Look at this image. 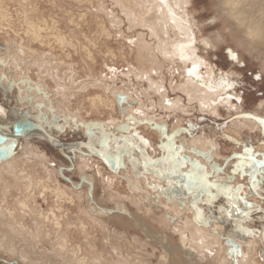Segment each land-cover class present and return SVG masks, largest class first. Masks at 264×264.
I'll use <instances>...</instances> for the list:
<instances>
[{"label":"bare ground","instance_id":"6f19581e","mask_svg":"<svg viewBox=\"0 0 264 264\" xmlns=\"http://www.w3.org/2000/svg\"><path fill=\"white\" fill-rule=\"evenodd\" d=\"M111 1L114 9L126 20L131 32L140 29L136 36L134 35L135 38L131 37L132 41L125 37L128 49L125 54L129 57L135 56L134 62L137 67L130 66V69L120 74L121 79L123 78L120 81L123 84L122 87L108 83L107 77L110 74L118 76L112 69L114 63L104 60L103 72L105 73L99 72L95 77L92 75L93 71L90 70V67L95 64V56L109 57L112 61L116 55L108 43L113 42L112 37L115 38L116 34L120 36L122 34L119 28L121 24L113 15L112 10L109 14L108 8L104 6L105 0H0V66L5 64L0 67V71L1 68L2 72L5 71L8 82L11 80L18 82L21 75L15 65L24 60L25 74L32 76L31 71L34 69L38 80L36 83L42 93L50 98L47 100H50L58 116L61 118L66 115L71 116L76 120L75 122H78L77 125H83L87 123L82 114L83 111L87 117L91 113L107 115L110 119L106 122L97 120L100 122L98 131L101 132L104 130L110 133L116 129V126L125 122L131 128L135 127L145 122L142 120L143 115L148 123H143L142 131L149 133L152 130L149 133L151 139L152 136H160L158 127L153 129L151 123L156 126L165 125L166 120L162 118L161 121V118L157 117L160 116V112L173 114L178 111L185 116V114H190V110H194L202 115L222 118L223 114L218 110L223 107L228 117L244 113L243 99L241 100L236 91L237 83L229 79L234 73H218L219 70L208 65L206 59L197 53L200 44L204 45L203 49L207 48L205 52L210 49V44L204 37H197L195 24L190 22L191 0ZM214 2L219 12L225 13L227 21L234 23L232 26L235 27L228 31L235 45L242 51L252 52L253 50L257 56L262 57L264 53V0H214ZM104 15L107 17L109 15V19L106 20ZM62 22L66 24L67 30L64 29L66 31L63 30ZM111 28L114 31L113 34ZM99 49H102V53ZM74 55H80V69L83 67L86 72L84 73L86 78L78 83L79 71L74 69L71 63ZM67 68L73 69L74 78L69 79L70 74H66ZM167 69L172 75L176 70L179 78L177 83L168 81V88L172 92L180 93L172 99L168 98L166 79L163 78L166 77L164 71ZM222 74H225L224 77ZM132 88L133 93H131ZM132 94L136 97L133 98ZM81 95L85 103L79 104L82 107L77 111L71 110L70 107L75 102L73 100H77ZM39 96L33 93V99H31L33 104L29 109L17 101L19 105L16 112L11 110V107L5 108L0 104V119L9 122L13 119L14 122L17 114L26 109L34 113L36 110L34 106L44 101V97ZM118 97H124V99L127 97L129 100L124 106L119 107L121 121L113 118ZM182 97H184L183 100ZM234 100L242 101V104H235ZM147 101L149 105H146ZM133 102L135 106H131ZM151 109L155 111H150ZM156 111L159 112L156 114ZM254 111V114H259L258 112L261 113V111L264 113L263 100H260ZM127 116L132 117L135 122L128 121ZM178 117L175 119L177 120L175 127L180 124L179 121H182V117L179 115ZM13 124L18 127L23 126L24 129L30 127V129L25 130L28 133V139L25 138L19 144L20 150L17 149L19 139L8 138L9 134L3 133L0 129V254L7 259L14 258L16 264H53L51 261H57V259H61L65 264H150L144 260L143 256H140L150 249L155 253L157 250L158 254L159 251L161 253L156 264H234L232 250L224 239L229 237L240 247L236 263L264 264V212L261 211L262 204L254 192L251 193L242 188L237 196L243 199L236 201L242 204L244 208L241 209L243 210L248 208V205L259 208L260 233H255L251 229L246 230L247 227L241 228L235 225L228 227L226 224L228 221L219 220L218 223L212 225L213 223L210 224L204 214L203 218L200 216L201 220H197L196 217L201 213H198V206L194 205L190 198L176 194L180 189L172 183L171 187L161 175L145 172L138 177L127 159L123 165L120 162V167L117 168L115 157L110 159L101 155L100 148L89 147L91 144L87 141H82L80 144L73 143L75 146H83L87 152L76 157L77 164L73 167L80 183L74 184L70 181L69 185H63L58 179L59 175L56 177L54 174L55 163L49 161L46 153L35 151L36 148L34 150L30 142H35L37 139L44 140L48 146H53L60 152L69 144L60 143L51 137V140L45 138L43 132L36 128V124L27 125L25 120ZM235 124L240 130L247 128L255 131L261 127L258 121L251 118H246L243 123L238 121ZM90 130L81 129L87 137L92 131L95 132V130ZM124 137H130L132 143H135V139L129 133ZM144 137L150 140L147 134ZM205 138L202 135L195 138L193 136L186 141L182 139L179 142L183 149L181 154L188 153L187 155L193 158L200 153L208 152L210 158H221L219 144L217 145L210 138ZM120 142L122 141L119 140ZM110 143L116 146L115 140L111 139ZM260 146V151L264 153V146ZM135 148L143 151L137 146ZM88 151L91 155L93 154V157L88 155ZM143 154L150 161L157 160L162 163L165 161L164 157L156 156L149 159L145 151ZM261 159H264V156L258 154L257 160ZM214 164L219 168V164ZM164 165L167 166L165 162ZM61 168L58 170L60 176L63 177L61 173L65 169ZM209 168L212 171L211 165ZM164 173L172 175L168 171ZM219 176L221 179L224 177L223 173ZM82 177H87V179L84 180ZM237 183L235 181L232 184L235 186L238 185ZM97 185L101 187L105 197L103 201L112 204L111 209L97 206L95 195ZM151 185L157 187L153 188ZM172 188L177 189L175 194L169 193ZM159 189L164 191L161 192ZM212 192L216 193L215 189H210L206 193L199 190L201 198H206L202 203L206 205L205 201L208 200L209 193L215 194ZM38 198L46 206L48 199L51 201L46 211L37 205ZM224 198L228 202L227 197L224 196ZM82 200L89 208L81 205ZM207 204L209 206V203ZM72 209L75 210L74 223L65 222L62 215L64 212L69 213L70 211L71 213ZM196 209L197 213H194ZM30 219L34 223L39 221L49 224L51 231H44L42 224L40 226L36 224V227L30 230L26 227V223L24 224ZM228 220L230 221V218ZM110 224L120 229L121 226L130 225L132 238L131 240L126 238L127 243L139 252V256L126 257L124 255V257L122 248L118 245L120 241L116 245L110 243L112 246H109L107 235L113 233ZM208 224L212 226L211 229ZM72 229H77L88 242L90 234L94 237L93 233L99 232L101 245L109 246L107 257H105L106 253L104 255L96 250L94 251L97 253L91 251L92 246L90 245L86 253L82 251L83 254L81 250L71 248L69 233ZM121 233L120 236L124 235L123 231ZM43 234L47 235L46 237H49L51 242L49 251L39 249ZM235 234L241 237L238 238ZM5 264H10V262L6 261Z\"/></svg>","mask_w":264,"mask_h":264},{"label":"rangeland","instance_id":"374dc122","mask_svg":"<svg viewBox=\"0 0 264 264\" xmlns=\"http://www.w3.org/2000/svg\"><path fill=\"white\" fill-rule=\"evenodd\" d=\"M110 1L111 0H105L104 6H105V8L106 7L108 8L109 14L111 13V10H112L113 15H115V18L117 19V21L120 22L119 24H121V25L119 28H120V31L122 33L121 34L122 37L119 34H116L115 38L114 37H112L113 39L111 38L113 42L108 43L109 44L108 46L112 47L113 53L116 55L113 59L111 58L112 61L109 60L110 59L109 57L108 58H103V57L100 58L99 55L95 56V61H94L95 64H93L92 66L90 65L91 66L90 70L93 71L92 75H93V77H95V76H97V74L99 72L104 71L103 70L104 69V67H103V63H104L103 61L104 60L108 61L109 63H114V66H112L113 67L112 69H114V73L118 76H112L110 74L111 75V81H110V75H109L107 77L108 83L109 84L112 83L111 84L112 86L115 85L116 87L117 86L122 87L123 84L120 81H122L123 78L121 79L122 76L120 74L123 71L125 72V71H127V69H130V66H132L133 68L137 67L135 65V62H134L135 56L133 55V57H129L127 54H125L128 50L127 49V43L125 42V40L127 39V40L132 41L133 40L132 38H135L137 32H139L140 29H138L137 31L135 30V31L131 32V30L128 29V24H126V20L124 19V17L121 16V14L114 9V5H112V1L111 2ZM68 3H70V2H68ZM191 3H192V8L189 9L190 22H192V24H195L194 29L196 30L195 32L197 34V37L198 36L204 37L205 39H207V41L210 44V49L208 50V52H205V51H207V48L205 47L203 49L204 45L199 43L201 45L200 47H198L200 52L197 51V53H199V55H202L206 59V62L208 65L215 68V70H219L218 73H220V74L221 73L229 74V72H230V74L234 73V74H231L229 79H230V81H234L237 83L235 85L236 91H237V95L241 97V100L243 99L244 105H242V107H243L244 113L238 112L241 114L235 115V116L230 115V117H228L227 113L225 112V109L223 107H220L218 110L219 112H221V114H223L222 118H219V117L216 118V116L212 117V116L202 115V114L197 113L194 110H190V112H189L190 114H185L186 117L183 116V114L181 115L180 113H178V111L177 112L175 111L174 112L175 114L174 113L173 114H171V113L167 114V113L160 112V116H157V117L161 118V121H162V118L164 120H166L165 125L163 126V127H165V129H167L166 134L168 136H172L173 133H175L174 139L172 141H167L165 139V137L163 138L161 136V132H160V136H157V137L152 136V138L150 139L149 133L152 130H150V131L148 130L149 133L142 131L143 123H145V122L148 123L147 119H144V116L142 115V120L145 122L142 121L143 123L138 124L135 127H132L131 129L129 128L131 131L124 132V131H120V130L115 129L114 131H110V133L112 134V136L121 137V135L125 136L128 133H129V135H132V132L135 131V133H137V136L132 137V138L135 139V144L137 145V147H139L141 150L146 152V155L149 159L150 158L152 159L153 157H156V156L157 157L160 156V157H164V158L166 157V155L168 154V151H170V150H168L166 148H161L160 145L162 143H164V144L170 143L172 146V150H174L178 146L182 149V147L180 145L181 143H179L182 139H184L186 141L188 138H192L193 136L195 138V137H201L203 135V137L205 136L206 138H210L212 141L217 143V145L219 144L220 152H221V155H220L221 158H217V159L215 158L214 159L211 157L209 159L206 156L201 155V154L198 155L197 157L193 156V158H190L187 155L188 153H184L182 155L181 154L182 151L180 150L179 152H177V154L182 158L184 157L183 158V165H177L175 163L173 157L171 156L167 162L164 161L167 166L164 165V162L162 163L161 161L156 160V161H154L155 163L153 165H150L148 167V169L146 170L145 169V156H144V154H141L142 151H138L136 148L131 147L132 141H131V143L126 145V141L124 139H120L122 141V142H120V145L123 146L121 148V153H120V155H121L120 162L123 165V162L126 159L129 160L130 164L134 167V171L138 177H141V175H143L145 172H152V174L154 173L156 175L157 174L156 169H160L161 171H163V173L167 172V171L170 172V174H172L171 176H169L168 174L166 175V173H164L162 178H163V180L165 179L164 181L167 180V182L170 183L171 187H172V184H174L173 186H176L177 189H180V191H179L180 193H178L177 189H175V188H172L169 191V193L175 194L177 192L176 194H178V195H183L186 198H190L192 200V203L194 205H197V206H198V204L202 203L206 198L202 199L201 198L202 196H200L198 193L199 190L201 191L199 184H198L199 170L194 167L193 161L199 163L202 166V168L207 169L209 171V173H211V171L209 169V165H211L212 163H216V164H219V169H220L219 174L223 173L224 177L227 176L228 174H231L233 177L232 183L237 181L238 182L237 184L241 185L243 189H246L248 192L250 191L251 193L254 192L256 194V197L258 198V201L260 200L259 202H261V204H262V206H261L262 209H264V179L257 177L258 182L255 185V187H253L252 178L248 174L250 172V168L248 167V162H247V160H241L240 159V157H243L245 155V152H244L245 148L251 149L254 153L257 154L256 155L257 157H258V154L263 152V151L262 152L260 151V147H261L260 145L264 146V131H261V127L259 130H255V131H251L250 129H247V128L245 130H240V128H238L235 124V122L238 123V121L243 123V122H245L246 118H251V117H257V119H255L256 121L264 120V113H262V111H261V113L258 112L259 114H257V113L254 114V112H255L254 110H256L257 105L260 102V100L264 101V70H263L264 53H262V57H260V56H257L256 52H254L253 50H251L253 52V54H252V52H248L247 50L242 51L240 48L237 47V45H235V43L233 42V40L229 36V31H228V30H230V28L235 27V26H232V25H234V23H233V21H227V16L225 15V13L219 12L218 7L216 6V2H214V0H191ZM70 8H71V6H70ZM77 10L83 11L81 9H77ZM104 17L106 18V20H108L110 16L108 15V17H107L106 15H104ZM61 25L63 27V30L64 29L67 30V28L65 27V25H66L65 23L62 22ZM238 29H239V27L237 26V30ZM66 30H64V31H66ZM111 31L113 34V32H114L113 29ZM67 34H69V33H67ZM125 37H126V39H125ZM3 49H4V47L2 48V50ZM101 50L102 49H99L100 53H102ZM119 51H121V52H119ZM95 55H96V53H95ZM79 56L80 55H77V56L74 55V58H72V61H71V63L74 65V69H77V71H79L80 78L78 79L77 83L80 80L83 81V79L86 78V74H84V73H86V72H84L85 71L84 68L82 67L80 69L81 62H80ZM233 57H235V59ZM20 62L21 63H19V64L17 62V64H18L17 65L13 61L14 65L16 64L15 67L17 68L18 72H20V75H21V78L18 80V82H15L14 80H11L8 82L7 74L4 73L5 71L2 72V70H3L2 68L0 71L1 72L0 73L1 74L0 75V104L2 106H4L5 108L11 107L10 109L14 110L15 112H16V109L18 108V105H19V103H17V101L21 102L23 106H26L25 108L29 109L31 107V105L33 104V100H31V99H33V93L34 92H35V95L37 94V96H39L40 94L44 95V93H42V90H40L38 84L36 83V81L38 82V80L36 77L37 75L34 74L35 73L34 69H32V71H31L32 76H29L28 73L25 74L26 72L23 70L24 60H21ZM2 63H3V61H2ZM4 65L5 64H2L0 67H2ZM108 66H110V65L108 64ZM66 72H65L66 74H70L69 79L74 78L73 69L71 70L70 68H67ZM104 73L105 72H103V74ZM225 74H222V77H224ZM164 76H166L163 78L166 79L165 83H167L166 87H167L168 98L172 99L176 96H179L180 95L179 92H176V91L172 92L170 90V88H168V86H169L168 81L169 80H171L172 83H174V82L177 83L179 81L178 73L176 72V70L174 71V73L172 75L169 73V70L167 69L164 71ZM5 79L8 82V84H6L7 83L6 81H4ZM12 81L15 83H13ZM67 81H68V79H67ZM3 82H4V84H2ZM126 82H127V80H126ZM133 83H134V81H133ZM19 85H20V88H19ZM52 87H53V85H52ZM24 90H26V91H24ZM40 91H41V93H39ZM133 91H134V89L132 88L131 93H133ZM43 95H40L39 97H42ZM132 95H133V98L136 97L135 94H132ZM43 97H44V101H42V103H37L36 106H34L36 109L35 110L36 112L34 111V113H33L32 110L26 109L22 113L17 114L14 122H13V119H12V121L10 120V122L6 121V120L3 121L0 119V129L3 133L5 132V133L10 134V132L12 131V124L25 120L23 118L19 119V117L22 114L26 113L28 120L31 121L32 123L36 124L37 126L42 127L44 129V131L48 133L49 137L55 139L56 141H58L60 143L69 144L62 152H60L55 147L48 146L47 142L45 143L44 140H38L37 139V141H35V142H33V141L30 142L31 145L34 147V150L36 148L35 151H38V152L40 151V152L46 153V155L49 157V161L51 160V162L55 163L54 174L56 175V177H58V175H59L58 179L61 181V183L63 185H69L70 181L73 182L74 184H79L80 183L79 177L77 176V172H75L73 167L76 166V164H77V161H76L77 158L76 157L82 155V153H84L86 151H85L83 146H77V145L75 146V145H73V143H79L80 144L82 141H84V142L87 141V143L91 144V146L98 147V148H100L101 151H103L104 150L103 146H100V143H102V140L104 139L103 137H105V134L107 132H104L103 129H102L103 130L102 132L98 131V128H100V126H99L100 122H106L107 120L110 119V117H108L107 115H105V116L100 115L98 113H94V114L91 113L89 115V117H87L86 113L83 111L82 114H83L84 118H86L87 123L83 124V125H81V124L77 125L78 122H75L76 120L71 116H67V115L65 116L64 115L65 116L64 118H61V116H58V112H56L54 106L52 104H50V102H49L50 100H47L50 98L47 95H44ZM81 97H82V95L79 96V98L77 100H73L75 102L70 107L71 110L77 111L78 108L82 107L79 104H82V103L84 104L85 102H84V99H82ZM21 98H23V99H21ZM123 99H124V97H123ZM126 99H127V97L124 99V102L122 104H120L119 106L117 105V101H116L115 105L117 106V108H116V113L113 114L114 119H117L119 121L122 120V116L120 115L118 110H119V107L124 106V104H126L129 101L128 99L127 100ZM183 99H184V97H182V100ZM45 100H46V102H45ZM234 103L235 104L239 103V105H240V104H242V101L238 102L237 100H234ZM27 104H28V106H27ZM149 104H150L149 101H147L146 105H149ZM133 105L135 106L134 102L131 103V106H133ZM85 108H84V110H85ZM149 108H150V106H149ZM150 111H155V109H151ZM150 111H147V112H150ZM157 112H159V111H156V114H157ZM178 115L180 117H182L183 122L179 121L180 124L177 127H175L176 122H177V120H175V119L178 117ZM127 117H129V116H127ZM177 119H179V117ZM97 120H99L100 122ZM128 121H130V120H128ZM81 129L82 130H86V129L90 130L91 129V130H95V132L92 131L90 133L89 137H87L83 133V131H81ZM93 132H94V134H92ZM19 133L23 136L26 135V133H24L22 130H19ZM237 133L239 134L238 136H237ZM146 134L150 140H148V139H146V137H144V136H146ZM190 136H192V137H190ZM140 137H143V139L148 141L147 146H144L142 144ZM23 140H25V139L19 138V140H17V144H18L17 149L20 150L19 144ZM110 140H111V138H109V141ZM70 145L71 146L73 145V146L71 147ZM113 145H114V142H113ZM115 145H116V143H115ZM115 147L116 146H112L111 143L108 145L109 155L107 156V158H110V159L114 158L118 154L115 152ZM88 153H89V151H88ZM129 153H130V155H129ZM88 155L93 157V154L91 155L89 153ZM234 155H238L239 157H237V156L235 157ZM256 156H255V159L257 160ZM133 159L135 161H137V163H133ZM206 159H209V161H205ZM203 161H205V162H203ZM237 165H241V168H237ZM60 167H62L61 169H65L61 173L64 178L61 177L59 174ZM69 168H71V169H69ZM173 168H175V173H173V171H172ZM29 169H31V167H29ZM188 171L195 173L194 176H195V179H197V182H194V181L192 182L191 180L184 177L185 175H187ZM180 177H182V179H187V181H185V182L181 181ZM215 179H216L215 176H210V182L212 180H215ZM0 192H1V190H0ZM205 193H204V195H205ZM212 193H215V192H212ZM95 195L97 198V206H99L100 208H104V209H109V208L111 209L113 207L111 203H108V201H103L105 197L103 195V192L101 191L100 186H98L96 188ZM211 196L213 197V199L209 203L210 205L208 207L207 206L203 207V208L199 207V212H201V213L198 212L199 218L196 217L197 220L198 219L201 220L203 218L202 216L204 213H210V215L212 214V216H216V217L219 216L221 218L224 216L231 217V218L234 217L235 220L233 221V224H229V222H227L228 227L229 226L232 227L234 225L237 227L245 226V227H247L246 230L251 229L255 233H260V231H261L260 227L261 226H260L259 222H261L260 221L261 220L260 219L261 214L259 213V208L254 207L251 209L248 207V208H245V210H243V209H241V208H244L242 206V204L238 203V201H235L236 208L232 209L231 215H228L227 210L230 207L228 202L223 197L217 196L216 193L211 194ZM0 198H1V196H0ZM74 198H75V196H74ZM208 199H209V195H208ZM50 202L51 201L48 199V201H47L48 205L47 206H50ZM81 202H82L81 205H83V207L89 208V206L87 205V203L84 200H82ZM202 204H204V203H202ZM37 205L40 208L44 209V211H46L47 206L44 205V203L42 202V200H40V198L37 199ZM222 207L225 209L224 213H221V211H220V209ZM237 209H239V211H237ZM73 210L74 209H72V211ZM72 211H71V213H70V211H69V213L64 212V214L62 215V218L64 219L65 222L74 223L73 217H74L75 210H74V212H72ZM234 211L235 212L237 211V212L234 214L233 213ZM245 212L249 213V215L245 216L244 215ZM262 212H264V211H262ZM65 214H67V216ZM70 215H71V217H70ZM263 215H264V213H263ZM65 216L69 219H67ZM24 224L30 230L32 227H33L32 228V230H33L34 226L36 227V224H37V226H40L42 224V226H43L42 229L43 230L45 229L44 231L50 232L52 229L51 227H49L50 226L49 224H43L39 221H35V223H34V221H31V219L28 221H25ZM215 224L216 223H213L212 225H215ZM110 226H111L110 228L113 231V233H111L110 235H107V236H109L108 238L106 237L109 241V246H112L113 244L116 245V243H118L120 241L118 243V245H120L122 248L121 251L123 253V256L124 255L126 257L127 256H133L134 257L136 255L139 256V252L132 249L130 247L129 243H127L128 242L127 239L131 240V238H132V235H130L131 234L130 225L128 224L125 226H121L122 230L120 228H116V226H113L111 224H110ZM122 231H123L124 235L120 236V233ZM70 233H71V237H70ZM70 233H69V238L71 240L70 241L71 246H72L71 248H73L74 250H79V251L81 250V252L84 251V253H86L89 250V245H90V246H92L91 251L96 250L97 252H101L104 255L106 253L105 257H107V254L109 251V249H108L109 246L107 247V245H105V244L101 245L102 244L100 242L101 236H100L99 232L93 233L94 237L92 236V234H90L89 235V239H90L89 242L85 239V237L80 235V232L77 231V229H72L70 231ZM226 234H224V235H226ZM46 236L47 235H45V234H43L41 236V243L39 245V249L42 251L46 250V249L49 251L51 249V242L48 239L49 237H46ZM123 238H125V239H123ZM141 239H142V237H141ZM148 250H149L148 252H145L144 254H142L140 256H143L144 260H147L148 263L156 264L157 260L159 258V255L161 254L160 251L158 254L157 253L158 250L156 251V253L150 249H148ZM94 252H92V254ZM97 252H95V253H97ZM151 252L154 254L148 255V253H151ZM82 254H83V252H82ZM90 257H92V256H90ZM6 259L7 258L4 255L0 254V264H5L6 261H9L10 264H16V260L14 258L9 257L7 260ZM92 259H93V257H92ZM235 259H237V256H235ZM3 261H5V262H3ZM51 262L53 264H65L63 261H61V259H57V261H51Z\"/></svg>","mask_w":264,"mask_h":264},{"label":"snow or ice","instance_id":"6c2138e0","mask_svg":"<svg viewBox=\"0 0 264 264\" xmlns=\"http://www.w3.org/2000/svg\"><path fill=\"white\" fill-rule=\"evenodd\" d=\"M233 58L235 59V57H233ZM113 71H114V69H113ZM127 119L132 121V122H135L132 117H127ZM251 119H257V117H251ZM258 122H259V124L261 126V131H264V120H259ZM158 128H159V131L161 132L162 136H164L167 141H172L174 139L175 133H173L172 136H168L166 134V130L163 128V126H158ZM121 129L124 130V131H131L130 129H126L124 127V125H121ZM136 136H137V133H135L133 131L132 132V137H136ZM109 138H111L112 140L116 141V152L118 154L115 156V160H116V167L119 168L120 167V160H121L120 153H121V148L123 147V146L120 145L119 140L120 139H124L126 141V145H127V144L131 143V138L130 137H124V136L115 137V136H112L111 133H106L104 139L102 140V145H103V149L104 150L101 152V155H104L105 157H107L109 155V151H108V145H109V142H110ZM140 140H141V142H142V144L144 146L148 145V141L143 139V137H140ZM136 146L137 145L135 143H131V147L135 148ZM89 147H91V145H89ZM160 147L161 148H166V149H168L170 151L172 150V146H171L170 143L169 144L162 143L160 145ZM182 150L183 149H181V151ZM193 151H195V150H193ZM244 152H245V155L243 157H240V159L241 160H247L248 167L250 168V172L248 174L252 178L253 187H255V185L258 182L257 181V177H259L261 179H264V159L256 160L255 156L257 154L254 153L249 148H245ZM141 154H143V151H142ZM200 154L204 155L206 157H209V159H210V153L204 152V153H200ZM129 155H130V153H129ZM259 155L264 156V153H260ZM175 158L176 159H180V160L183 159L182 157H175ZM168 159H169L168 157H165L164 158L165 162H167ZM133 163H137V161H135L133 159ZM154 163H155L154 161H150L147 158H145V169L147 170L148 167L150 165H153ZM193 164H194V167L199 170L198 184H199L200 189L202 191H204V192H208V190H210V189H215L216 195H218V196L222 195V196L227 197L228 204L230 205V207L227 210V214L231 215L232 209L236 208L235 201L237 199H243V197H238L237 196V193L239 191H242V186L241 185L233 186V184H232L233 177H232L231 174H228L223 179H221L220 176H219L220 169L214 163L211 164V169H212L211 173H209V171L207 169H203L202 166L199 163L193 161ZM237 168H241V165H237ZM172 171H173V173H175V168H173ZM156 172H157L158 175H161V176L164 175L163 171H161L160 169H156ZM210 176H215L216 179L212 180L210 182ZM82 179L86 180L87 177H82ZM151 187L156 188L157 186L156 185H151ZM159 191L163 192L164 190L163 189H159ZM212 199H213V197L209 193V199L207 201H205V202L206 203H210ZM248 207L249 208H254L255 206L254 205H248ZM261 210L264 211V209H261ZM220 211H221V213H224L225 209L222 207L220 209ZM237 211H239V209H237ZM244 215L248 216L249 213L245 212Z\"/></svg>","mask_w":264,"mask_h":264},{"label":"water","instance_id":"95a60500","mask_svg":"<svg viewBox=\"0 0 264 264\" xmlns=\"http://www.w3.org/2000/svg\"><path fill=\"white\" fill-rule=\"evenodd\" d=\"M124 102V99L122 98V97H118L117 98V105L119 106L120 104H122ZM23 119H25V121H26V123H27V125L29 124V125H33L34 123H32L31 121H29L28 119H27V115H25V117L23 118ZM36 126V125H35ZM151 126H152V128H156V127H158V126H156V124H151ZM126 129H131V127H129V126H127V125H125L124 126ZM36 128L37 129H39V131L40 132H43V134H44V136H45V138H48V139H50V137H49V135H48V133L47 132H45L44 131V129L42 128V127H40V126H36ZM164 129H165V127H163ZM30 129V127H28V128H26V129H24L23 128V126H21V127H18L17 125L15 126L14 124H12V131L10 132V134H9V136H8V138H10V139H19V138H27L28 139V133H26V131L25 130H29ZM157 129V128H156ZM159 129V128H158ZM19 130H22L24 133H26V135L25 136H23V135H21L20 133H19ZM117 130H120V131H124V130H122V129H117ZM166 130V133H167V129H165ZM124 132H128V131H124ZM31 135H29V137H30ZM161 136H162V134H161ZM163 138H164V136H162ZM30 139V138H29ZM51 140V139H50ZM101 146H103V145H101ZM64 148V147H63ZM175 157H180L178 154H176V155H174V158ZM176 159V158H175ZM177 160H179L180 161V159H177ZM153 161H156V160H153ZM235 236H237L238 238L239 237H241V235H239V234H235ZM226 241V244H228V246L231 248V250H232V253H233V256H234V261H233V263L234 264H237L236 263V259H235V256H239V254H240V247H239V245L238 244H235V243H233V241H232V239L231 238H229V237H225L224 238Z\"/></svg>","mask_w":264,"mask_h":264},{"label":"crops","instance_id":"0c3cea01","mask_svg":"<svg viewBox=\"0 0 264 264\" xmlns=\"http://www.w3.org/2000/svg\"><path fill=\"white\" fill-rule=\"evenodd\" d=\"M210 169V168H209ZM194 174L195 173H193V172H191V171H188V173H187V175H185L184 177H186L187 179H189V180H191L192 182L193 181H197V179H195V176H194ZM183 177V178H184ZM187 179H182V177H180V180L181 181H183V182H185V181H187ZM179 193V192H178ZM182 196V195H181ZM223 198H224V196H223ZM225 199V198H224ZM226 200V199H225ZM205 204H202V203H200V204H198V209H199V207H201V208H203V207H208V204L206 203V205L204 206ZM210 205V204H209ZM199 212V211H198ZM237 212V211H236ZM235 211L233 212L234 214L236 213ZM194 213H197V209L196 210H194ZM208 214V215H207ZM204 215L206 216V218L208 219V221H209V223L210 224H212V223H218V221L220 220V221H228L229 222V224H233V222H231V221H234L235 220V218L233 217V218H231V217H228V218H230V221L228 220V218L226 217V216H224V217H216V216H212V214L210 215V213H204ZM208 216V217H207ZM218 218V219H217ZM210 224H208L209 225V227H210V229H211V227L212 226H210ZM227 224V223H226ZM245 228V226H241V228Z\"/></svg>","mask_w":264,"mask_h":264},{"label":"flooded vegetation","instance_id":"af4514ba","mask_svg":"<svg viewBox=\"0 0 264 264\" xmlns=\"http://www.w3.org/2000/svg\"><path fill=\"white\" fill-rule=\"evenodd\" d=\"M25 115H27L26 113H24V114H22L20 117H19V119L20 118H24L25 117ZM18 119V120H19ZM27 119H28V117H27ZM15 121V120H14ZM126 123V122H125ZM125 123H123L122 125H127V123L125 124ZM116 129H121V125H119V126H116ZM135 132V131H134ZM102 145V143H100V146ZM181 150V148L178 146L177 148H175L174 150H171V151H168V154L166 155V157H168V158H170L171 156L173 157V159H174V161H175V163L177 164V165H183V159L182 160H177V159H175L174 158V155H176L177 154V152H179ZM169 160V159H168Z\"/></svg>","mask_w":264,"mask_h":264}]
</instances>
